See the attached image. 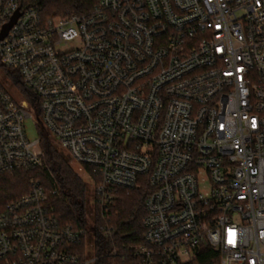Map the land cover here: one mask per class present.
<instances>
[{
  "label": "built area",
  "instance_id": "2783aa9c",
  "mask_svg": "<svg viewBox=\"0 0 264 264\" xmlns=\"http://www.w3.org/2000/svg\"><path fill=\"white\" fill-rule=\"evenodd\" d=\"M0 64L38 98L36 114L0 80V176L45 164L32 118L105 222L117 189L146 183L137 264H189L205 244L216 264H264V0H98L48 18L0 0ZM88 231L32 181L0 211V264H89Z\"/></svg>",
  "mask_w": 264,
  "mask_h": 264
},
{
  "label": "trees",
  "instance_id": "16d2710c",
  "mask_svg": "<svg viewBox=\"0 0 264 264\" xmlns=\"http://www.w3.org/2000/svg\"><path fill=\"white\" fill-rule=\"evenodd\" d=\"M25 7L35 6L44 18L88 14L98 0H20ZM1 83L15 87L38 114V98L14 68L0 64ZM45 164L30 170H18L0 176V211L4 206L30 189L31 181H41L48 192V203L65 223L89 225L84 247L88 257H95L89 264H137L132 246L144 243L145 199L149 188L144 183L136 188H119L109 211L107 222L100 217L99 208L91 205L94 193L89 185L74 172L70 157L55 142L43 125H38ZM56 190V193L53 191ZM102 227V229H100ZM217 251L205 244L189 264H216Z\"/></svg>",
  "mask_w": 264,
  "mask_h": 264
},
{
  "label": "rangeland",
  "instance_id": "374dc122",
  "mask_svg": "<svg viewBox=\"0 0 264 264\" xmlns=\"http://www.w3.org/2000/svg\"><path fill=\"white\" fill-rule=\"evenodd\" d=\"M0 80H2V75L0 73ZM7 88H9L10 92L18 99L21 100L23 99V97L21 96V94L16 91L15 87H11L8 83L5 84ZM26 131H27V135L29 136V138L31 139H35L37 138L39 135L38 133V127L34 124V120L32 118H29L26 120ZM66 155H68L70 157V164L72 169L74 170V172L77 174L79 172V168L78 166L75 164L74 160L72 159V157L70 156V154H68L65 150L61 149ZM83 179L88 185L89 188L91 189V191L93 192V186L91 184V182H89L90 180L87 178V176H83ZM32 181H36V180H32ZM31 181V182H32ZM91 205H94L92 202V198L90 200Z\"/></svg>",
  "mask_w": 264,
  "mask_h": 264
},
{
  "label": "water",
  "instance_id": "95a60500",
  "mask_svg": "<svg viewBox=\"0 0 264 264\" xmlns=\"http://www.w3.org/2000/svg\"><path fill=\"white\" fill-rule=\"evenodd\" d=\"M15 19L13 20V22L15 21ZM11 25H12V23H10L9 25L6 26L4 34H6L7 30L11 27Z\"/></svg>",
  "mask_w": 264,
  "mask_h": 264
}]
</instances>
